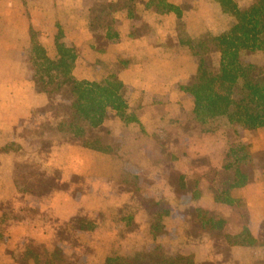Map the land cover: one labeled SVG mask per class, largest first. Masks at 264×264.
<instances>
[{"label": "crops", "instance_id": "crops-1", "mask_svg": "<svg viewBox=\"0 0 264 264\" xmlns=\"http://www.w3.org/2000/svg\"><path fill=\"white\" fill-rule=\"evenodd\" d=\"M122 1L0 0V245L5 240L14 255L19 243L26 239L56 240L61 223L82 216L94 218L102 211L114 214L126 207L132 210L135 225H144L151 235L147 203L135 204L133 194L121 183L124 167L120 163L114 166L109 156L84 148L81 139L58 133L57 109L52 104L57 100L67 104L68 98L55 95L51 99L36 91L33 69L27 64L30 30L40 34L41 44L54 56L59 26L78 50L74 75L79 80L104 83L117 75L124 83V96L140 125L126 126L110 113L105 124L93 133L105 141L107 137L119 140L120 155H127L128 165L135 167L129 173L145 177L152 184L148 191L156 193L154 201L171 210L158 237L164 239V244L174 238L169 245L177 248L176 253L192 257L197 264H261L264 128L252 133L242 126H231L225 119L203 126L191 123L194 99L181 89L193 85L200 64V59L181 41L219 37L236 27V16L216 0H167L181 9L182 18L174 13L159 14L149 6L150 0H127L125 6H121ZM253 1L233 0L242 10ZM104 11L119 34L112 41L99 22ZM214 56L208 59L212 61ZM219 56L215 59L219 60ZM249 57L257 67H264V53ZM41 141H50L52 146L48 152H33L31 158L39 165L33 171L48 176L49 188L36 193L26 190L20 181L21 173L32 170L21 164L28 143L35 146ZM239 141L253 155V164L244 168L253 181L230 192L239 205L219 204L212 186L221 173L229 146ZM9 145L18 146L20 151L6 152ZM113 177L120 178L119 190L110 180ZM181 178L185 180L184 188L179 184ZM196 187L200 192L198 206L227 221L223 232L211 233L202 228L194 214ZM32 199H37L35 204ZM27 211L36 217L17 218V212L27 215ZM112 222L108 218L96 230L102 235L98 252L99 247L118 250V228L112 227ZM245 228L260 245H239ZM113 256V252H106L101 264ZM12 260L6 258V264H17L13 256Z\"/></svg>", "mask_w": 264, "mask_h": 264}, {"label": "trees", "instance_id": "trees-1", "mask_svg": "<svg viewBox=\"0 0 264 264\" xmlns=\"http://www.w3.org/2000/svg\"><path fill=\"white\" fill-rule=\"evenodd\" d=\"M226 11H231L238 21L232 31L208 41L183 39V46L191 49L192 54L200 59L198 75L193 85L181 87L182 91L192 95L195 109L189 119L197 125H208L219 119H225L231 126H242L255 133L264 128V67H257L249 54L264 53V0H254L246 10H242L233 0H216ZM149 6L159 14L174 13L183 17L180 8L167 0H150ZM103 28L108 30V40L112 41L119 34L114 31V23L104 11L99 19ZM109 22H111L109 24ZM31 49L27 64L33 69V82L36 91L46 94L51 99L55 95L68 98L67 104L57 100L52 106L55 112L57 130L60 134L74 135L83 139L84 148L112 155L114 150L101 138H91L93 131L100 129L110 113H114L124 125H140L136 113L131 109L124 96V83L117 75H111L106 82L97 83L79 80L74 71L78 60L76 46L69 42L61 27L55 38L54 56L40 42V34L30 30ZM211 54H219L218 62L208 59ZM6 152L20 151L16 145H9ZM49 151V150H48ZM47 151V152H48ZM254 162L250 148L241 141L229 146L218 179L212 186L219 204L236 206L240 202L230 197V192L252 183L251 174L244 168ZM184 179V178H182ZM200 193L196 191V201ZM150 232L157 236L165 229L164 221L171 211L157 204L148 206ZM198 220L202 228L211 233H221L227 221L206 210H198ZM97 225L83 219L79 223L82 232H95ZM69 227L60 228L58 240L61 245L73 241ZM239 245L254 247L260 245L248 228L240 237ZM43 251L28 249L23 256V264H42ZM68 255L59 246L46 256L45 264H62ZM161 259V260H160ZM155 264H197L193 258L160 256ZM145 257L115 255L107 258L105 264H144ZM261 264H264L262 262Z\"/></svg>", "mask_w": 264, "mask_h": 264}, {"label": "rangeland", "instance_id": "rangeland-1", "mask_svg": "<svg viewBox=\"0 0 264 264\" xmlns=\"http://www.w3.org/2000/svg\"><path fill=\"white\" fill-rule=\"evenodd\" d=\"M124 1V2H123ZM122 1V5L121 6H125V3L127 2V0H123ZM127 4V3H126ZM111 22H109L110 24ZM214 60H212V62H218V59H215L216 56H218V54H214ZM110 127H112V130L114 129V126L111 125ZM41 131L44 132H48L49 129H42ZM74 136V135H72ZM123 136V134H122ZM121 136V137H122ZM76 137V136H74ZM96 137V134L93 133L91 135V138L94 139ZM124 137V136H123ZM78 139H81L79 137H76ZM97 138V137H96ZM102 139V138H101ZM83 141V139H81ZM119 140H114L112 141L111 139H109L108 137L106 138V145H109L113 148L114 153L112 155H106L109 156L111 158H113V165L115 166V163H120L122 167H124V172H125V177H122V184H125L127 189L130 191L132 197H133V202L135 204H146L145 206V210L147 213V207L148 206H155L157 204L161 205L162 207L170 210L169 208L165 207L164 204H162L161 202L158 203L156 201H154V195H156V193L150 192L148 191L150 187H152V184L150 185L149 182L144 178L139 177L137 174H135L134 172L129 173V169L131 171L135 170V167L128 165L129 161L127 159V155H125L124 157L120 155V148L122 143H118ZM50 143V141H45L42 143L41 142H37V144H35V146H31V143H28V148L26 150V155H25V160L24 162H22L21 166L27 167L29 169H32L31 172H29L28 174L26 173H21L22 176H20V181L22 182L24 188L26 190L32 191V192H36L39 193L41 192L44 188L48 189L49 186V181H48V176L45 175H41L39 174L36 170L33 171V168L38 164L36 163V160H32V155L33 152L37 151V150H41V151H48L50 149V147L52 145L48 144ZM112 143V144H111ZM44 145V146H43ZM123 152L124 149L122 148ZM30 156V158L28 157ZM29 158V159H28ZM24 163V164H23ZM105 164H108L110 166H113L112 164L108 163V162H104ZM119 164V165H120ZM39 166V165H37ZM114 184H116V186L118 187L117 189L119 190V187L121 185L120 183V178L117 177H113L112 179ZM180 187L184 188L185 187V180L184 179H180L179 181ZM195 190V189H194ZM148 191V192H147ZM196 191H199L198 188L196 187ZM195 191V193H196ZM195 193H194V201H193V207L196 210L194 214H196V216L198 217V210L202 209L198 206V202L200 200L196 201L195 198ZM200 193V192H199ZM123 194H127L128 193H123ZM193 194V191H192ZM159 196V195H158ZM39 199V198H38ZM32 201L35 202L37 201V199H32ZM136 201V202H135ZM35 210V209H32ZM204 210V209H202ZM171 211V210H170ZM209 212V211H208ZM6 213V212H5ZM19 219H22V217H25V220H31L33 218L36 217V215L28 213L27 211V215L24 214L22 215L21 213L17 212ZM148 215V213H147ZM94 218H89L86 220L92 221L93 223H95L98 227H101L102 224L100 225L101 222H105L106 219L109 218V220H114V223L112 222V227L114 228H118V233H119V238H118V250H115L112 248V250L109 247H103L106 249L103 250V248H100V251H97L98 246H100V242L102 241V235L98 234L96 231L95 232H82L79 229V223L81 220L85 219L82 217H76L72 220H70V222H64L61 223V225H59V228H65V227H69L72 230V236H73V241L72 243H68L66 244L67 246H64L65 248L64 251L67 253L68 255V259L67 261H65L62 264H101L102 260L104 259V255L107 252H113L114 256L115 255H123V256H134L136 254H139L141 256H143V258L145 257V261L144 264H155V262H157L158 258L160 259V256L162 255L164 256H172V257H180L181 255L176 253L177 248L173 247V245H169L170 240L174 239L171 238L168 241V244H164V239L158 237V235L162 232H160L157 236H153L154 238H150V233L147 234V229L144 227V225H142V227L140 226L138 228V226L135 225L134 222V218L132 217V210L129 209L128 207L119 210L116 213H107V212H99V213H95ZM11 219V218H9ZM13 220V219H11ZM148 221H149V227H150V218L148 216ZM200 222V221H199ZM201 224V223H200ZM100 225V226H99ZM165 226V224H164ZM189 230L191 231V227L192 224L191 222L188 225ZM96 228V230H97ZM105 229V228H104ZM101 229V230H104ZM189 231V232H190ZM136 232V233H134ZM193 232V231H192ZM131 235V236H130ZM152 237V236H151ZM240 242V240H238V243ZM138 243L140 244L138 246ZM233 243V242H232ZM237 243V244H238ZM236 244V241H235ZM59 246V241H58V236L56 238V240H52V241H47V240H40V239H26L24 241H22L21 243H19L18 245V249L15 250L14 255H12V251L9 250L6 245H5V240L1 241V245H0V262H2L3 264H6V258H8V260H12V256L14 257L15 263L17 264H23V256L26 250L28 249H37L40 251H43L44 256L42 257V264H45V259L46 256H48L56 247ZM136 247V248H135ZM5 251H8L7 257L5 255ZM175 251V252H174ZM178 251V250H177ZM183 258H192V257H185V256H181ZM161 260V259H160ZM8 264V263H7ZM105 264V263H104Z\"/></svg>", "mask_w": 264, "mask_h": 264}]
</instances>
